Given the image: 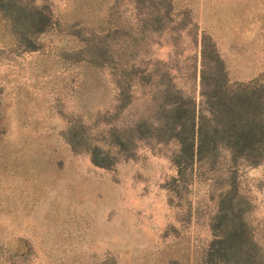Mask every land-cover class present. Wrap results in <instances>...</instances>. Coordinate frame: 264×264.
Masks as SVG:
<instances>
[{"label": "rangeland", "instance_id": "1", "mask_svg": "<svg viewBox=\"0 0 264 264\" xmlns=\"http://www.w3.org/2000/svg\"><path fill=\"white\" fill-rule=\"evenodd\" d=\"M21 1L48 5L52 19L29 49L0 14V264H204L226 191L264 264V159L220 148L180 176L175 142L150 137L167 81L199 98L202 32L229 80L264 74V0H169V18L141 31L129 0ZM123 51L135 71L121 106ZM93 145L108 166L91 161Z\"/></svg>", "mask_w": 264, "mask_h": 264}, {"label": "trees", "instance_id": "2", "mask_svg": "<svg viewBox=\"0 0 264 264\" xmlns=\"http://www.w3.org/2000/svg\"><path fill=\"white\" fill-rule=\"evenodd\" d=\"M129 1L139 31L150 26V18L158 22L163 16L169 18V0ZM116 2L114 0L111 7ZM0 14L9 21L14 34L26 39L29 49L34 48L28 40L29 35L45 31L52 19L48 5L21 0H0ZM118 34L124 38V46L133 37L132 32L121 25ZM122 53L124 59L117 73L116 101L124 106L131 101L134 91L131 83L124 80L131 78L135 70L133 63L126 61L130 54ZM199 53L198 100L188 94L182 95L167 81L159 90L161 100L150 118V137L175 142L177 148L171 161L180 176L194 161L214 159L220 148L227 150L232 159L241 158L250 164L260 162L264 159V74L247 80H229L214 42L204 32L199 38ZM143 123L136 122L135 129L142 132ZM112 135L113 144L123 148V138ZM100 153L99 147L93 145L91 161L108 166L111 161L107 154ZM233 194L226 191L218 198L209 222L211 238L205 248L204 264H261Z\"/></svg>", "mask_w": 264, "mask_h": 264}]
</instances>
